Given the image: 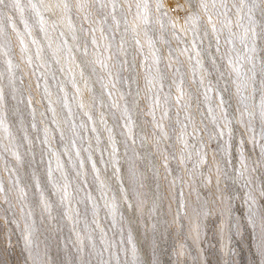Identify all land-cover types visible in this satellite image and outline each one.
I'll list each match as a JSON object with an SVG mask.
<instances>
[{
    "label": "rangeland",
    "instance_id": "374dc122",
    "mask_svg": "<svg viewBox=\"0 0 264 264\" xmlns=\"http://www.w3.org/2000/svg\"><path fill=\"white\" fill-rule=\"evenodd\" d=\"M32 3L0 16V264H264V0Z\"/></svg>",
    "mask_w": 264,
    "mask_h": 264
},
{
    "label": "snow or ice",
    "instance_id": "6c2138e0",
    "mask_svg": "<svg viewBox=\"0 0 264 264\" xmlns=\"http://www.w3.org/2000/svg\"><path fill=\"white\" fill-rule=\"evenodd\" d=\"M42 5H37L35 3H32V0H28V4L27 6L22 5L21 4V0H0V16L5 14V10H12L15 12H19L21 14V23L24 24L25 30L27 31L29 28L28 22L27 20L23 19V16L26 12H30L35 14L36 16H40V7ZM202 8H205V10L207 9V6L202 2L200 5ZM63 7L65 8V10H67L69 8V5L65 2L63 4ZM137 7L139 8L140 5L137 4ZM213 7H215V4H213ZM240 7L244 8V7H248V5L246 4L245 0H240ZM256 7L255 4V0H252V6L248 7V13H247V19L249 20L250 23H255V21H253V17H252V11L253 8ZM240 9H237V12L239 13ZM261 14L264 15V9H261ZM225 15H227V13H225ZM193 17H189V19H192ZM7 19L9 22H11L12 17L11 16H7ZM195 19H198V17H196ZM211 16L208 17L209 23H211ZM42 21H41V25H42ZM15 30V28L13 29ZM41 30H43V27H41ZM213 32H216V28L215 26H213L212 28ZM31 33L29 32V35ZM256 32L253 29L252 30V36L255 38L256 37ZM35 43V41H33ZM229 43H231V40L228 41ZM243 42V40H242ZM21 43H23V41H21ZM217 43H219V41H217ZM246 50H247V46ZM252 51H255V48L252 49ZM249 60H251V57L248 58ZM237 75H239V70H237ZM255 78V73H253V77L252 79L254 80ZM245 86H247V83H245ZM239 85H238V90H239ZM256 89L253 88V99H254V93H255ZM248 97H242V102L247 100ZM259 108H260V116L261 119L264 120V79L261 80V96H260V103H259ZM245 110H247V105L245 104ZM261 156L264 157V148L261 149ZM201 162H203V160H201ZM129 240L131 241V237H129ZM264 254V253H262Z\"/></svg>",
    "mask_w": 264,
    "mask_h": 264
}]
</instances>
